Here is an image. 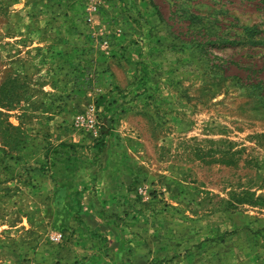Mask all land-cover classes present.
I'll return each mask as SVG.
<instances>
[{
    "label": "rangeland",
    "instance_id": "rangeland-1",
    "mask_svg": "<svg viewBox=\"0 0 264 264\" xmlns=\"http://www.w3.org/2000/svg\"><path fill=\"white\" fill-rule=\"evenodd\" d=\"M96 4L0 0V264H264V0Z\"/></svg>",
    "mask_w": 264,
    "mask_h": 264
},
{
    "label": "built area",
    "instance_id": "built-area-1",
    "mask_svg": "<svg viewBox=\"0 0 264 264\" xmlns=\"http://www.w3.org/2000/svg\"><path fill=\"white\" fill-rule=\"evenodd\" d=\"M91 1H93L94 3H97L96 5H98V4L102 3L103 0H91ZM94 7H95V5H94ZM59 236L58 235H55L54 236V239H59Z\"/></svg>",
    "mask_w": 264,
    "mask_h": 264
},
{
    "label": "trees",
    "instance_id": "trees-1",
    "mask_svg": "<svg viewBox=\"0 0 264 264\" xmlns=\"http://www.w3.org/2000/svg\"><path fill=\"white\" fill-rule=\"evenodd\" d=\"M256 43H262V44H264V39H263V38H261L259 41H256ZM258 83H261V84H262V82H261V81H259V82H256V84H258Z\"/></svg>",
    "mask_w": 264,
    "mask_h": 264
}]
</instances>
